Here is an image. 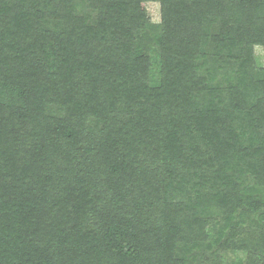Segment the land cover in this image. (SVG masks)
Wrapping results in <instances>:
<instances>
[{
  "label": "trees",
  "instance_id": "1",
  "mask_svg": "<svg viewBox=\"0 0 264 264\" xmlns=\"http://www.w3.org/2000/svg\"><path fill=\"white\" fill-rule=\"evenodd\" d=\"M257 47L264 0H0V264H264Z\"/></svg>",
  "mask_w": 264,
  "mask_h": 264
},
{
  "label": "rangeland",
  "instance_id": "2",
  "mask_svg": "<svg viewBox=\"0 0 264 264\" xmlns=\"http://www.w3.org/2000/svg\"><path fill=\"white\" fill-rule=\"evenodd\" d=\"M146 11L152 20V22L157 23L158 22V7L157 5L153 3H149L146 5ZM255 56L256 60L259 65L264 66V49L262 48H255Z\"/></svg>",
  "mask_w": 264,
  "mask_h": 264
}]
</instances>
